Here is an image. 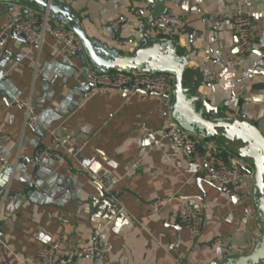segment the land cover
<instances>
[{"label": "crops", "instance_id": "0c3cea01", "mask_svg": "<svg viewBox=\"0 0 264 264\" xmlns=\"http://www.w3.org/2000/svg\"><path fill=\"white\" fill-rule=\"evenodd\" d=\"M65 1L87 34L111 48L130 52L143 39L140 20L150 14L139 15L146 0ZM166 6L187 25L180 43L191 53L190 83L218 109V117L244 116L264 135V0H168ZM240 8L254 21V49L246 57L238 53L232 27ZM22 9L0 6V136L9 137V169L0 176L8 195L0 201V259L32 263L51 243L80 249L91 244L97 229L108 247L101 264H216L222 261L220 250L204 248L216 237L233 255L249 253L260 237L250 193L241 187L244 199L226 194L203 177L205 165L225 168L232 148L194 135L199 145L189 160L163 138L175 123L157 95L110 90L88 96L86 76L93 70L77 55L50 36L42 45L11 37L12 21ZM121 17L133 25L114 31L111 25ZM163 32L157 26L148 34L163 37ZM25 103L31 104L37 127L25 124ZM44 150L64 155L66 162L38 164L36 156ZM96 171L118 180L119 215L113 218L91 180ZM187 204L204 216L199 237L181 221Z\"/></svg>", "mask_w": 264, "mask_h": 264}, {"label": "water", "instance_id": "95a60500", "mask_svg": "<svg viewBox=\"0 0 264 264\" xmlns=\"http://www.w3.org/2000/svg\"><path fill=\"white\" fill-rule=\"evenodd\" d=\"M167 1L146 0L147 9L139 16L143 18L148 13L154 17L172 14L174 10L166 6ZM0 6H10V11L20 6L23 8L21 11L23 16L27 14L29 8L39 13H48L56 24L65 27L75 36L83 48L81 53L76 54L79 61L88 64L97 74L135 73L171 76L172 92L169 104L171 120L181 129L212 144L223 141L227 147L232 148L235 155L247 160L253 168L251 205L260 237L249 253L232 255L216 264H264V135L256 123L246 120L244 116L234 118L217 116L218 109L211 106L207 98L189 81L187 74L191 53L184 50L180 42L166 37H151L148 31L157 26L155 23L148 25L141 19L143 39L136 43L130 52H122L90 37L83 27L82 19L65 0H0ZM127 24L133 25L126 21L121 27ZM11 35L23 42L26 41L23 35L14 32ZM117 36L120 37V33ZM198 166L193 162L192 171L197 172ZM197 181L199 184L202 181L199 174ZM240 188L241 186L224 185L221 190L244 199V194L238 191ZM7 196L0 186V201ZM102 197L101 203L113 209L110 218L119 215L115 200L104 193ZM246 208L249 213L248 205Z\"/></svg>", "mask_w": 264, "mask_h": 264}, {"label": "built area", "instance_id": "2783aa9c", "mask_svg": "<svg viewBox=\"0 0 264 264\" xmlns=\"http://www.w3.org/2000/svg\"><path fill=\"white\" fill-rule=\"evenodd\" d=\"M219 1L222 2L223 0ZM198 2L201 3L202 0H198ZM144 20L148 25L155 23L156 26L160 27L164 31L163 37L181 42L185 36L187 25L179 14L172 13L159 17L150 15L144 18ZM125 21L126 19L121 17L118 21L112 23L113 30L118 31L121 24ZM253 24V19L245 10L241 8L236 10L232 19V27L237 37V48L241 57H246L254 49ZM11 30L17 35H23L27 43L32 45H42L46 37L50 36L56 43L62 46L65 52L76 55L83 51L80 43L77 42L75 36L68 29L56 24L48 13H39L32 8H29L26 15L20 14L13 19ZM86 80L90 85L87 93L88 96H94L101 91L110 90L126 95H148V93H155L159 102L165 107L169 106L171 102L172 77L165 74H97L94 71H90L87 73ZM23 107L26 113L25 124L33 128L37 127L39 120L34 114L31 104L25 103ZM163 138L185 158L189 160L194 158L199 141L195 139L193 134L181 129L177 124H173L166 131ZM8 139L9 137L6 135L0 136V176L8 170V157L5 147V142ZM69 155L75 157L77 152L75 149H70ZM50 159L59 164L66 162L64 155L53 151H40L36 156L38 164ZM206 169L203 176L206 181L220 187L224 185L241 186L247 192H251L253 168L247 160L238 155H228L227 165L223 169L210 168L207 165ZM90 177L101 189L102 193L115 200L114 190L118 185V180L110 177L106 171L90 172ZM181 221L189 228L193 236L199 237L201 235L205 219L200 211L187 204L181 215ZM101 234V229L95 230L90 245L73 251H67L57 243L48 244L42 249L34 262L21 261V264H74L85 259L101 264L108 252L107 244L102 241ZM204 248L219 249L222 254V260L233 255L231 248L225 245L221 237H216L209 244L205 245ZM0 264L9 263L0 259ZM177 264L185 263L178 262Z\"/></svg>", "mask_w": 264, "mask_h": 264}]
</instances>
